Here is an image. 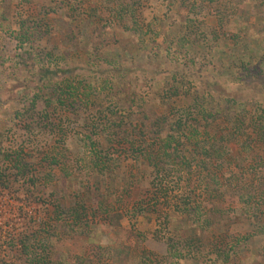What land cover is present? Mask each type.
<instances>
[{"label":"rangeland","instance_id":"rangeland-1","mask_svg":"<svg viewBox=\"0 0 264 264\" xmlns=\"http://www.w3.org/2000/svg\"><path fill=\"white\" fill-rule=\"evenodd\" d=\"M0 143V264H264V0H0Z\"/></svg>","mask_w":264,"mask_h":264},{"label":"trees","instance_id":"trees-1","mask_svg":"<svg viewBox=\"0 0 264 264\" xmlns=\"http://www.w3.org/2000/svg\"><path fill=\"white\" fill-rule=\"evenodd\" d=\"M129 18L130 17H126V20ZM130 20H131V18H130ZM126 23L131 24L132 22L127 21ZM35 24L36 23H34V25ZM36 29H38V28H36ZM36 29H35V26L30 28V30L31 31L33 30L34 32H37ZM131 30L132 29L130 28L129 31H131ZM26 39H27L26 37L21 38V42H23V44L25 42H28V40H26ZM67 41H68V43L75 45L74 47H81V49L85 48V47L83 48V45H81L80 39L77 36H72V38L67 36ZM37 95L38 94L34 95L36 97H34L31 100L30 106L26 110H30V109L35 110L34 108L36 106V102L38 101ZM55 102L57 104L64 105V100L61 97H57ZM201 108H203V107H201ZM139 118L141 119L140 123L138 124L139 125V128H138L139 129V131H138L139 137L141 139H143L145 142H146V140L144 138L148 137L149 139L152 140V142L154 144L159 143V149L161 151L159 155H161V157L164 155L168 156L167 152H170L169 157H172L174 155V153H176L175 151L178 150V145H177L178 139L176 137L178 130L176 128L174 129L172 127V125L170 123H168L166 120H164L163 118H161L159 116H156L155 114L151 113L150 111H144ZM178 126L180 127L179 123H178ZM140 131L142 134L140 133ZM27 147L31 148L30 146H27ZM25 149L26 148H23L22 146L18 145L15 148L11 147L9 149L3 150L1 147V143H0V158H4V160H3L4 163L9 162V163H11L12 166H14V168H8V169H3L2 166H0L1 167V169H0V186H2V188L5 191H10V192L16 191L17 192V189L19 187H22L21 180L24 179L25 176L27 175V169L25 166L22 165V162H21L22 156L24 155V152H25ZM169 150H171V151H169ZM173 158H174V156L172 157V159ZM147 161H148V163L153 164V157L150 154H147ZM10 194H12V193H10ZM23 248L27 252L28 248L25 247L24 245H23ZM45 250L46 249L42 250V252H45ZM44 255L45 254L42 255V253H41V255H39L37 257L42 258V257H44ZM27 256L28 255L26 253V257ZM33 256H34V254H33Z\"/></svg>","mask_w":264,"mask_h":264}]
</instances>
